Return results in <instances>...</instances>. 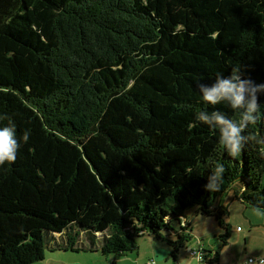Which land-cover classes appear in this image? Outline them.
<instances>
[{"label":"trees","instance_id":"16d2710c","mask_svg":"<svg viewBox=\"0 0 264 264\" xmlns=\"http://www.w3.org/2000/svg\"><path fill=\"white\" fill-rule=\"evenodd\" d=\"M234 65L264 83V0H0V126L30 133L0 166V264L46 249L126 257L143 232L177 264L192 236L173 222L189 209L214 216L229 246L219 202L242 178L253 209L264 159L251 144L229 157L195 114L196 81ZM214 161L226 172L213 193ZM203 253L220 263V249Z\"/></svg>","mask_w":264,"mask_h":264},{"label":"clouds","instance_id":"9594fccd","mask_svg":"<svg viewBox=\"0 0 264 264\" xmlns=\"http://www.w3.org/2000/svg\"><path fill=\"white\" fill-rule=\"evenodd\" d=\"M196 83L204 107L196 112L195 120L218 133L220 149L229 157L238 159L245 146L251 144L259 158L264 159V135L254 130L257 124L264 123V101L260 100V96L264 95V83H257L246 76L241 65H234L228 76L217 72L211 83L202 80ZM218 105L222 107H216ZM222 108L230 109L232 115ZM4 118L0 116V120ZM7 119L8 123L0 126V166L15 161L21 141L26 143L30 136L28 131H24L18 138L16 123L11 117ZM225 172V164L214 161L205 189L213 193L219 191ZM253 211L257 215H264V193L253 205ZM193 257L200 264H206L203 255L195 252L181 257L177 264H192ZM240 264H264V251L254 259H242Z\"/></svg>","mask_w":264,"mask_h":264},{"label":"rangeland","instance_id":"374dc122","mask_svg":"<svg viewBox=\"0 0 264 264\" xmlns=\"http://www.w3.org/2000/svg\"><path fill=\"white\" fill-rule=\"evenodd\" d=\"M234 198L232 191L229 190L219 202L220 205L225 204L223 207L227 208L230 212L227 221L232 225V239L230 241V243L232 242V246L222 247L219 236L223 233V229L219 226L214 216H207L202 213L195 214L196 209H189L186 211V214L192 220L193 231L191 234L193 238L188 242L187 249L181 250L179 259L187 257L189 255L188 249L196 246V241L200 238L203 241V249L208 251L221 250L220 259H222V264H240L242 259H254L264 251V215L255 214L253 209L246 207L237 196L236 199ZM173 225L175 231H178L181 227L178 220H175ZM188 234H190V231ZM153 242L158 244L159 247L161 246L160 248L170 251L166 243L154 239L149 234H145L138 237V252L126 257H130L131 255L136 257L139 252H146L148 249L152 254ZM151 254L148 257H151ZM152 257H154L153 254ZM160 258H163V254H161ZM171 259L169 261L162 259L161 264H173L174 261ZM113 260L114 256L105 258L100 251L65 252L46 249L44 260L33 264H113ZM192 262L200 264L195 258L192 259ZM206 264L208 263L206 262Z\"/></svg>","mask_w":264,"mask_h":264},{"label":"crops","instance_id":"0c3cea01","mask_svg":"<svg viewBox=\"0 0 264 264\" xmlns=\"http://www.w3.org/2000/svg\"><path fill=\"white\" fill-rule=\"evenodd\" d=\"M231 191H232V193H233V195L235 197L234 199H236L235 190L231 189ZM223 205H225V204H223ZM180 226L181 227L178 230V232H185V233L187 232L188 233L190 231V234H191V232L193 231L192 220L191 219L188 221V223H186L184 220L181 221L180 222ZM191 236L193 238L192 234H191ZM231 239H232V237H231ZM197 244H201L203 246V241H202L201 238L196 241V245ZM231 246H232V242L230 243L229 247H231ZM160 247L158 246V244L153 242V247H152V251L151 252H152L154 257H152V254L150 253V250L148 249V250H146V252H142V251L139 252V254L136 257L133 256V255H131L130 257H121V256H118V255L114 256V260L112 261V263L113 264H161V260L162 259H164L166 261H169L170 251L167 248H166L167 250H164L163 248H160ZM160 250H161V252H159ZM150 254H151V257H148V256H150ZM161 254H163V258L162 259L160 258ZM205 255L206 254H204V256ZM152 261H154L155 263H152ZM185 264H186V262H185ZM192 264H195V263L192 262ZM219 264H222V259H220V263Z\"/></svg>","mask_w":264,"mask_h":264},{"label":"water","instance_id":"95a60500","mask_svg":"<svg viewBox=\"0 0 264 264\" xmlns=\"http://www.w3.org/2000/svg\"><path fill=\"white\" fill-rule=\"evenodd\" d=\"M246 187L247 186L244 184L243 179L241 178V179L238 180V183L236 185H234V187L232 188V189L235 190L236 196H237V198L239 200H241V195L246 190ZM143 233H144V235L148 234V233H145V232H143Z\"/></svg>","mask_w":264,"mask_h":264},{"label":"built area","instance_id":"2783aa9c","mask_svg":"<svg viewBox=\"0 0 264 264\" xmlns=\"http://www.w3.org/2000/svg\"><path fill=\"white\" fill-rule=\"evenodd\" d=\"M186 223H188V221H186L185 219H183ZM192 252H195V253H198V254H202L203 255V258H204V249H203V246L201 244H197L195 247L191 248L188 250V253L190 255V253ZM195 258V257H193ZM196 259V258H195ZM197 261L199 262V260L197 259ZM152 263H155L154 261H152ZM200 263V262H199Z\"/></svg>","mask_w":264,"mask_h":264}]
</instances>
